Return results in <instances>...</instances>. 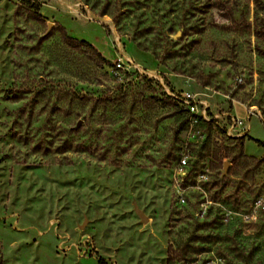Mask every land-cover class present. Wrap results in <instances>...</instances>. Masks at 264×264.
<instances>
[{
  "label": "rangeland",
  "instance_id": "rangeland-1",
  "mask_svg": "<svg viewBox=\"0 0 264 264\" xmlns=\"http://www.w3.org/2000/svg\"><path fill=\"white\" fill-rule=\"evenodd\" d=\"M29 3L0 0V264H264V213L226 216L264 194V0ZM118 55L144 73L111 78ZM107 85L130 96L84 109L81 147L58 152L64 89ZM183 92L210 119L191 128L165 99Z\"/></svg>",
  "mask_w": 264,
  "mask_h": 264
},
{
  "label": "trees",
  "instance_id": "trees-1",
  "mask_svg": "<svg viewBox=\"0 0 264 264\" xmlns=\"http://www.w3.org/2000/svg\"><path fill=\"white\" fill-rule=\"evenodd\" d=\"M25 4L32 5L29 3V0H23ZM35 10H38V6H33ZM60 32H61V41L62 44L69 49H77L79 47H83L87 51L90 52L91 58L99 61L100 68H103L104 65L107 64V61L105 58L87 41L85 40H79L77 38H73L72 36L68 35L65 31V28L63 26H59ZM138 46V44H137ZM126 73V72H125ZM105 75V72L103 73ZM111 77V76H110ZM112 78V77H111ZM114 79V78H113ZM116 80V79H114ZM31 91V88H30ZM65 96L68 98V101L70 102L69 111H74V115L76 116V122L80 119V115L84 109L88 107V116L93 117L94 111L99 107V104L103 105V110L106 112L109 110L115 103L116 99L119 97V95L122 96L123 100H127L130 96V91L126 89V87L120 85L118 88L114 86L107 85L105 89L101 91V93L97 96H94L92 94H80L79 92L71 91L69 88L64 89ZM149 99L153 98L154 96H146ZM156 97V96H155ZM156 99V98H155ZM165 99L168 100L169 103H172L174 101V98L165 95ZM178 101V100H177ZM90 105V107H89ZM172 105L175 106V103H172ZM73 113V112H72ZM29 115V116H28ZM31 117V112L27 114V118L29 119ZM79 118V119H78ZM190 118V117H189ZM81 123L77 128H75L74 125H69L67 128V134L60 140V143L58 144V152H66V151H73L76 149H79L81 146L77 144L75 141V136L78 135L79 130L81 129L82 125L86 123V116L85 119H80ZM82 121L84 123L82 124ZM209 122H207L208 124ZM251 139V138H249ZM256 142L260 143L259 141L255 140ZM242 139H239V147H242ZM65 157V156H63ZM252 158V157H251ZM141 165V164H138ZM0 262H1V256H0Z\"/></svg>",
  "mask_w": 264,
  "mask_h": 264
},
{
  "label": "built area",
  "instance_id": "built-area-1",
  "mask_svg": "<svg viewBox=\"0 0 264 264\" xmlns=\"http://www.w3.org/2000/svg\"><path fill=\"white\" fill-rule=\"evenodd\" d=\"M133 68L137 73H144V70L140 68L137 64H135L130 58L125 57L123 55H118L115 60L113 61V64L109 68V75L116 79L120 80L125 74V71H129V68ZM172 97L180 101L181 103H184L183 106L190 110V118H189V125L193 126L197 122L200 117L204 119H210L205 116L204 110L202 112H199L197 106L195 105V100L193 98V95L189 92H183L180 94H170ZM234 123V120H233ZM198 136H200V130H197ZM179 168H183L187 165V160L185 156H181L178 159L177 163ZM200 177H203V174H199ZM178 200L180 202H184V197L182 195H179ZM200 211L196 213V216H199L202 218L204 215H206L207 212V205L203 201L200 202ZM201 207H203L201 209ZM264 213V194H258L254 196V198L251 200L249 206L241 211L233 212L228 211L226 213V216L230 220L232 217L237 216L238 219L245 223L250 222H256L259 220L261 215Z\"/></svg>",
  "mask_w": 264,
  "mask_h": 264
},
{
  "label": "water",
  "instance_id": "water-1",
  "mask_svg": "<svg viewBox=\"0 0 264 264\" xmlns=\"http://www.w3.org/2000/svg\"><path fill=\"white\" fill-rule=\"evenodd\" d=\"M51 25H52V23L49 22V23H48V26H47V31L49 30V28L51 27ZM80 123H81V120L79 119V120L76 122V124H75V128H77V127L79 126ZM228 165H229V163H228L227 161H224V162H223L222 173H225V172H226V169H227V166H228ZM138 214H139V216H140L143 220L145 219L141 211H138Z\"/></svg>",
  "mask_w": 264,
  "mask_h": 264
}]
</instances>
